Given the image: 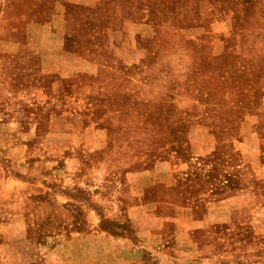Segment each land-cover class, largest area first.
Instances as JSON below:
<instances>
[{
    "label": "rangeland",
    "instance_id": "obj_1",
    "mask_svg": "<svg viewBox=\"0 0 264 264\" xmlns=\"http://www.w3.org/2000/svg\"><path fill=\"white\" fill-rule=\"evenodd\" d=\"M0 264H264V0H0Z\"/></svg>",
    "mask_w": 264,
    "mask_h": 264
}]
</instances>
